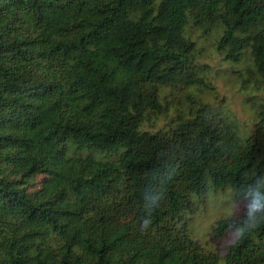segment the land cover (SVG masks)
<instances>
[{
    "label": "trees",
    "instance_id": "obj_1",
    "mask_svg": "<svg viewBox=\"0 0 264 264\" xmlns=\"http://www.w3.org/2000/svg\"><path fill=\"white\" fill-rule=\"evenodd\" d=\"M190 22L230 60L249 48L264 84V0H0V264H264V225L220 256L180 223L208 183L237 218L264 193V99L244 139L205 109L145 124L197 79Z\"/></svg>",
    "mask_w": 264,
    "mask_h": 264
},
{
    "label": "rangeland",
    "instance_id": "obj_2",
    "mask_svg": "<svg viewBox=\"0 0 264 264\" xmlns=\"http://www.w3.org/2000/svg\"><path fill=\"white\" fill-rule=\"evenodd\" d=\"M185 30L197 47V79L187 87L165 88L161 98L163 112L149 114L145 121L147 128L160 129L168 123L190 118L197 109H205L229 123L244 139L253 128L256 105L264 99L263 79L253 63L250 49L245 48L242 58L233 61L217 46L221 35L218 25L203 30L190 22ZM66 153L115 157L113 152L79 147L70 140L66 142ZM232 200L236 202L235 216L244 212L246 202L237 199L230 187L219 188L208 183L203 193L190 196V207L180 220L184 231L193 240L198 241L203 249L220 256L235 240L238 230L229 229L223 236L215 237L212 228Z\"/></svg>",
    "mask_w": 264,
    "mask_h": 264
},
{
    "label": "clouds",
    "instance_id": "obj_3",
    "mask_svg": "<svg viewBox=\"0 0 264 264\" xmlns=\"http://www.w3.org/2000/svg\"><path fill=\"white\" fill-rule=\"evenodd\" d=\"M261 180H264V176L257 177L254 185L259 187ZM155 202V199H153L152 203L155 204ZM248 202L247 211L243 216L237 218L235 216L236 202L232 200L222 217L226 221H232L239 225L238 234H247L264 225V193H258L254 189L253 195L248 198ZM148 223V220L144 221L145 227H147Z\"/></svg>",
    "mask_w": 264,
    "mask_h": 264
}]
</instances>
